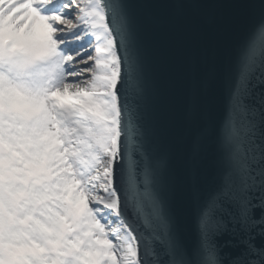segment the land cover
<instances>
[{"label":"snow or ice","instance_id":"1","mask_svg":"<svg viewBox=\"0 0 264 264\" xmlns=\"http://www.w3.org/2000/svg\"><path fill=\"white\" fill-rule=\"evenodd\" d=\"M0 264H264V0H0Z\"/></svg>","mask_w":264,"mask_h":264},{"label":"rangeland","instance_id":"2","mask_svg":"<svg viewBox=\"0 0 264 264\" xmlns=\"http://www.w3.org/2000/svg\"><path fill=\"white\" fill-rule=\"evenodd\" d=\"M75 66L77 68H85V67H87L86 65H83V64H77ZM85 77L90 78V74L86 72V73H84L83 77H75V78H70V79H75V80H77L79 82L80 80L84 79Z\"/></svg>","mask_w":264,"mask_h":264}]
</instances>
